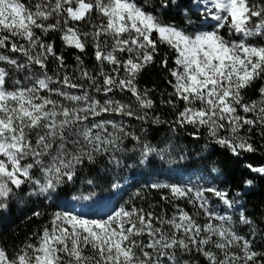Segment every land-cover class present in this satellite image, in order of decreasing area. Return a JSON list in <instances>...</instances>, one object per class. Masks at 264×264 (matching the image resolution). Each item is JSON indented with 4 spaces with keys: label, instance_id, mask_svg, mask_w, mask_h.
Returning a JSON list of instances; mask_svg holds the SVG:
<instances>
[{
    "label": "snow or ice",
    "instance_id": "obj_1",
    "mask_svg": "<svg viewBox=\"0 0 264 264\" xmlns=\"http://www.w3.org/2000/svg\"><path fill=\"white\" fill-rule=\"evenodd\" d=\"M193 4L199 26L189 28L191 15L173 22ZM153 67L166 87L140 86ZM130 120L204 138L236 163L264 150V0H0V210L26 186L29 196L57 193L86 164L162 156ZM244 167L264 178V163ZM148 187L167 190L164 206H138L136 192L101 218L54 211L11 254L0 247V264H264V228L239 193L203 182Z\"/></svg>",
    "mask_w": 264,
    "mask_h": 264
},
{
    "label": "trees",
    "instance_id": "obj_2",
    "mask_svg": "<svg viewBox=\"0 0 264 264\" xmlns=\"http://www.w3.org/2000/svg\"><path fill=\"white\" fill-rule=\"evenodd\" d=\"M139 2L143 3V0H139ZM156 2L157 0H153V6ZM255 2H259V0H255ZM188 15H191L193 20H201L200 14L195 10L193 4L191 13L182 9L180 17H177L173 22L182 26L185 20L181 17ZM66 60L69 64H74L71 51L66 53ZM85 62L89 67L95 63L91 56L85 57ZM53 67L54 65H49L50 71ZM139 83L142 88L145 86L149 88L153 86L166 87L162 73L157 67L146 70ZM257 95L255 91L249 90L248 92L251 99H255ZM124 98L128 99L129 97L125 96ZM157 111L162 119H171L170 110L158 108ZM129 124L130 130L139 135L142 140L146 139L154 146L166 149L163 155L154 153L142 163V157L138 151L127 152L119 154L121 164L118 167L108 164L106 159L92 165L86 164L73 184L65 185L62 190H58L57 193H48L47 196H29L26 186L23 193H17L9 202L7 209L0 210V247H5L11 254L26 241L32 232H38L54 211H68L62 207L63 202L74 196L88 195L90 192L95 193L93 196L95 198L109 195L114 190L113 184L116 185L118 179L126 175L132 176V179L122 189L116 208L125 200L133 197L136 192L145 198L144 200L136 199L135 202L138 206L143 205L147 208L149 203L164 206L160 201V195L162 192L166 193L167 190L150 189L148 187L152 184L149 181L150 178L156 179L160 183L203 182L230 190L233 198H237V193H239L238 198L244 199L243 205L246 214L253 220L257 228H264V178L247 171L244 167L248 163L253 166L264 163V150L236 163L234 157L213 146L206 139L194 140L183 131L173 133L167 124L152 125L150 122L136 120H130ZM133 144L135 141L128 147L132 148ZM241 177L254 179L253 186L249 190L244 191V186L239 179ZM88 180H92L93 184L89 185ZM182 203L188 211H192L191 206ZM218 210L223 214L222 206ZM33 211H39L42 215L32 217ZM156 211L159 213V207ZM168 211L171 212L170 207H168ZM228 214H233V218H236L232 210L228 211ZM201 222H203V218H201ZM239 228L241 234L248 233L247 226H239ZM257 247L264 249V243L257 240Z\"/></svg>",
    "mask_w": 264,
    "mask_h": 264
},
{
    "label": "rangeland",
    "instance_id": "obj_3",
    "mask_svg": "<svg viewBox=\"0 0 264 264\" xmlns=\"http://www.w3.org/2000/svg\"><path fill=\"white\" fill-rule=\"evenodd\" d=\"M200 6L202 7V5ZM194 8L197 12H199L195 4H194ZM204 23L206 26L210 27L214 23V21L208 19L204 21ZM200 24H201V20L196 21L192 19V25L189 26V28H191L192 26H199ZM131 179L132 176L129 175H126L123 178L118 179V182L116 183L117 187H115L114 190L109 195H106L101 198L92 197V199L90 200H82V199L74 200L73 198H71L63 202L62 207L75 214H83L92 218L104 217L105 215L110 214L111 211H113L116 208L122 189L124 188L126 183ZM149 181L151 183H160L159 181L153 178H150ZM249 189L250 188H244V191H247ZM239 200L243 204L244 199L240 197Z\"/></svg>",
    "mask_w": 264,
    "mask_h": 264
}]
</instances>
